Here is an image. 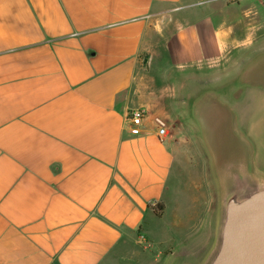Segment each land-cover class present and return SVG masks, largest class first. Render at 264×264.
<instances>
[{"label":"crops","instance_id":"obj_1","mask_svg":"<svg viewBox=\"0 0 264 264\" xmlns=\"http://www.w3.org/2000/svg\"><path fill=\"white\" fill-rule=\"evenodd\" d=\"M259 1L0 0V264H168L187 228L205 262L220 207L207 133L233 116L253 148L229 103L264 90ZM201 149L215 205L172 218V180L193 183Z\"/></svg>","mask_w":264,"mask_h":264},{"label":"water","instance_id":"obj_2","mask_svg":"<svg viewBox=\"0 0 264 264\" xmlns=\"http://www.w3.org/2000/svg\"><path fill=\"white\" fill-rule=\"evenodd\" d=\"M207 144L220 207L216 243L204 264H264V178L256 172L253 148L233 116L213 121Z\"/></svg>","mask_w":264,"mask_h":264},{"label":"rangeland","instance_id":"obj_3","mask_svg":"<svg viewBox=\"0 0 264 264\" xmlns=\"http://www.w3.org/2000/svg\"><path fill=\"white\" fill-rule=\"evenodd\" d=\"M228 5L231 2L227 3ZM262 2L257 0L255 6H258L259 10H263ZM254 9H257V8ZM190 12V11H189ZM188 12V13H189ZM191 14V13H189ZM227 15H234V11H229L226 13ZM192 15V14H191ZM180 16V15H179ZM254 48H249L246 52L247 54L243 55L242 58L248 57V53L250 52L251 57L253 59L256 57L252 53ZM245 52V53H246ZM258 56V55H257ZM232 80H227L219 85H215L212 88L219 90L221 86L231 85L230 82ZM228 84V85H227ZM236 92V91H235ZM234 93L231 98L233 99ZM229 103V102H228ZM234 109L235 113L239 118V122L243 133L251 141L253 145L254 152V160L257 167L258 172L264 174V90L261 88H253L249 87L245 90L241 98L234 102V104L229 103ZM192 129L189 134H186L188 139L192 140L195 143H200L205 146V151H208V148L205 144V141L202 139L199 128H197L196 124L192 123ZM204 142V143H203ZM211 154V151H208V154ZM195 156L193 161L194 173H193V183L190 182L187 178L184 177V180L178 178L177 180H172L171 184V192L176 194V198L170 200L169 204V213L172 218L178 214L180 216L179 207L182 205L187 207L189 206V202L192 201V206L194 207V211H196L197 218L200 217L201 212L203 213V217L205 216V212L208 211L210 203H213L214 200V188L211 185L205 176L206 174V166H207V156L204 153L203 149L195 150ZM209 155V156H210ZM213 166V165H212ZM215 173V168L212 170ZM213 173V174H214ZM216 175V173H215ZM215 178V176H214ZM188 180V181H187ZM220 198V196H218ZM212 200V202H210ZM188 204V205H187ZM218 205V200H217ZM179 211V213L177 212ZM205 220V217H204ZM204 220L202 218L203 226ZM200 226V221L198 223ZM203 226L199 228L202 229ZM218 226V224H217ZM198 228V229H199ZM196 231V230H195ZM160 233L159 230H156V234ZM190 230L187 228L186 231L178 230V237L175 240V244L172 246V256L170 257V263L168 264H200L199 261V248L203 243L202 240L189 241ZM202 235V234H201ZM216 238H217V228H216ZM216 243V239L214 240V244L207 250V254L203 256V258H208L210 253L212 252L214 245ZM206 258V259H207ZM204 264V263H203Z\"/></svg>","mask_w":264,"mask_h":264},{"label":"built area","instance_id":"obj_4","mask_svg":"<svg viewBox=\"0 0 264 264\" xmlns=\"http://www.w3.org/2000/svg\"><path fill=\"white\" fill-rule=\"evenodd\" d=\"M147 116V111L145 109H135L131 111L129 115L130 121V134L132 136H138L141 134V128L143 127V122ZM156 126L158 128V136L161 139H166L168 137V129L162 120L157 119Z\"/></svg>","mask_w":264,"mask_h":264},{"label":"trees","instance_id":"obj_5","mask_svg":"<svg viewBox=\"0 0 264 264\" xmlns=\"http://www.w3.org/2000/svg\"><path fill=\"white\" fill-rule=\"evenodd\" d=\"M151 209L157 217H161L164 211V205L162 203H158L154 206H151Z\"/></svg>","mask_w":264,"mask_h":264}]
</instances>
